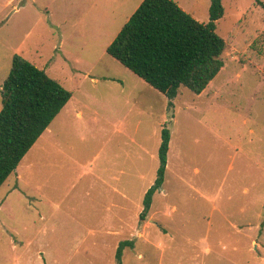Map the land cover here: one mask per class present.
<instances>
[{"label":"rangeland","instance_id":"obj_1","mask_svg":"<svg viewBox=\"0 0 264 264\" xmlns=\"http://www.w3.org/2000/svg\"><path fill=\"white\" fill-rule=\"evenodd\" d=\"M143 1L0 0V110L16 53L74 95L0 188V264H264V0H222L225 66L171 109L107 53Z\"/></svg>","mask_w":264,"mask_h":264},{"label":"trees","instance_id":"obj_2","mask_svg":"<svg viewBox=\"0 0 264 264\" xmlns=\"http://www.w3.org/2000/svg\"><path fill=\"white\" fill-rule=\"evenodd\" d=\"M261 5L264 8L263 2ZM223 16L222 0H211L207 23L175 0H144L107 47V53L164 94L171 109L181 87L199 95L225 66L222 55L227 44L217 32ZM1 92L0 187L72 98L70 90L19 53L12 57ZM162 135L160 167L145 195L142 220L165 180L171 141L168 126ZM132 244L131 240L120 243L119 264L124 248Z\"/></svg>","mask_w":264,"mask_h":264},{"label":"crops","instance_id":"obj_3","mask_svg":"<svg viewBox=\"0 0 264 264\" xmlns=\"http://www.w3.org/2000/svg\"><path fill=\"white\" fill-rule=\"evenodd\" d=\"M176 1L181 5V7H182L183 9H186V7L183 6V4L180 2V0H176ZM16 10H17V9H16ZM136 10H137V9H136ZM45 70H46V69H45ZM94 81H96V79H94ZM2 85H3V84H2ZM1 89H2V86H1ZM73 98H74V95H72V98H71L70 101L64 106V108L61 110V112L58 114V116H60V115L63 113V111H66V110H67L69 113L72 112L71 110H72L73 108H71V109L69 108V109H68V106H70V104H72V102H73V101H72ZM75 107H77V106H75ZM75 109H76V108H75ZM73 110H74V109H73ZM77 115H78L79 117H83V112H82V110H81L79 107H78V110H77ZM58 116H57V117H58ZM55 119H56V118H55ZM55 119H54V120H55ZM51 124H52V123H51ZM49 127H50V126H49ZM49 127H48L47 130H49ZM47 130H46V131H47ZM46 131H45V132H46ZM45 132L42 134V136L45 134ZM42 136H41V137H42ZM41 137H40V138H41ZM21 163H22V162H21ZM17 169H18V168H17ZM16 172H17V171H16ZM16 176H17V179H18V180L22 178V175H21L20 173H17ZM2 186H3V185H2ZM2 186H1V187H2ZM1 187H0V188H1Z\"/></svg>","mask_w":264,"mask_h":264}]
</instances>
